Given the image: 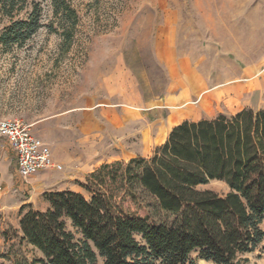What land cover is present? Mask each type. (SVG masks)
<instances>
[{"label":"rangeland","instance_id":"obj_1","mask_svg":"<svg viewBox=\"0 0 264 264\" xmlns=\"http://www.w3.org/2000/svg\"><path fill=\"white\" fill-rule=\"evenodd\" d=\"M64 1L77 17L71 40L61 36L60 19L64 17L55 15L52 0H28L30 6L33 2L41 4L44 27L22 48L13 47L4 52L0 43V122L22 121L53 153L54 146L65 139L72 146L62 153L89 159L87 171H95L111 159L150 158L168 138L166 123L155 122L156 118L147 117V113L139 109L125 107L129 112L127 117L135 119L129 125L134 134L132 138L127 139L124 131L119 139L87 140L80 148L69 129L46 124L37 129L31 125L74 106L92 105L89 99L103 92L95 84H99L104 74L117 68V61H120L122 79L125 78L123 70L128 71L130 79L135 77L136 97L164 98L173 81L159 60L158 41L167 28L176 29L180 54L190 58L211 87L188 95L184 108L193 110L186 112L185 109L186 116L197 120L264 106V0ZM30 6L16 19H25ZM10 25L11 19L0 10V36ZM245 68L256 69V72L238 82L234 69L241 72ZM187 82L183 76L177 81L182 94ZM238 85L244 88L237 89ZM233 87L239 91L227 92ZM130 91L127 94L134 99ZM205 94L215 99L211 100L208 112L194 116L199 114L196 111ZM175 108L172 110H177ZM163 116L167 118V114ZM97 129L106 132L105 126ZM81 169L80 165L73 167L70 178L64 177L65 172L46 170L43 173L54 174L49 187L39 192L19 191L13 181L22 185L24 181L17 172L15 153L8 141L0 137V263L5 262L2 255L9 254L11 243L17 244L15 241L4 243L1 233L19 228L22 207L45 211L48 204L43 195L53 191L70 190L88 198L81 187L88 175L77 177ZM206 189L219 194L227 192L222 183H211ZM14 250L21 260L31 261L39 256L26 244L20 247L17 244ZM192 259L196 264H212L197 260L196 255ZM248 259L247 264H264V244Z\"/></svg>","mask_w":264,"mask_h":264},{"label":"trees","instance_id":"obj_2","mask_svg":"<svg viewBox=\"0 0 264 264\" xmlns=\"http://www.w3.org/2000/svg\"><path fill=\"white\" fill-rule=\"evenodd\" d=\"M28 0H0L11 19L0 43L22 48L43 27V10ZM61 36L71 40L76 12L52 0ZM53 28V27H51ZM57 32V30H55ZM222 183L227 192L206 189ZM81 193H44L45 211L22 207L19 228L4 243L32 247L21 260L11 243L0 264H247L264 244V106L185 120L150 158L101 165ZM9 261V262H8Z\"/></svg>","mask_w":264,"mask_h":264},{"label":"crops","instance_id":"obj_3","mask_svg":"<svg viewBox=\"0 0 264 264\" xmlns=\"http://www.w3.org/2000/svg\"><path fill=\"white\" fill-rule=\"evenodd\" d=\"M177 44L178 42L176 29L173 27L170 29H165L158 41L159 60L165 66L173 82L168 87V94L164 98L157 97L149 99L145 98L143 95H139L136 97L135 77L131 76L132 78L130 79L128 71L126 72V70H123V72L125 73L123 74V77L125 78L122 79V75L120 72V61H117V68L115 70L107 72V74H104L99 84H95L98 85V87L102 88L103 92L102 95L94 94L89 99L91 102H93L92 105L86 107L74 106L71 109L64 110L60 113L52 114L50 117H48V119L34 123L31 126L33 128L36 127L37 129H41L46 124L48 126L56 125L63 129H69V131H72V133L70 132V134L75 136L73 140L76 141L77 145L80 148L82 142L87 140L94 141L98 138L100 140H114V138L119 139L121 135H124V131L128 134L126 137L127 139L132 138L134 134L130 132L129 125L133 124L135 122V119L127 117L129 112L125 109V107L139 109L142 112H146L147 117L156 118L157 120H155V122L161 121L166 123L165 127L167 129V136L169 135L172 128L179 125L185 120L200 121L202 119H212L216 117L218 114L221 113H218L214 117L200 118L197 120H192L189 118V115H185V113L189 110H193V108L191 107L184 108V103L185 101H187L188 95L190 93L194 95V92L197 91H203L206 89L210 90L211 87L209 86V81L205 77L203 78L199 74L198 69H196L195 66L192 65L190 58H187L180 54V51L177 48ZM160 55H162L163 57ZM234 70V73L237 75L236 80L238 82L245 81L247 79L245 76L253 75L256 72V69L251 68H245L241 72L239 69ZM226 75L229 77L233 76L232 73H226ZM182 76L186 79V81H188L187 87H185L184 89V94L178 91L177 85L178 79ZM199 78L201 79V81L199 80ZM236 87H238L237 89L244 88L240 85ZM130 89L132 90L130 91ZM129 91L133 93L134 99L130 98L129 94H127ZM234 91L238 92L239 90H235L234 87L227 90V92L229 93ZM123 93H126V95ZM205 95L207 96L204 97L203 102L199 104L200 107L196 111V113L199 112V114H195L194 116H198L202 112H208V108L209 106H211V100L215 99V97H211L208 94ZM148 105H153V107L149 108L147 107ZM173 107H177L175 108L177 110H172ZM185 109H187V111ZM164 114H167L166 119L163 116ZM99 126H105L106 132H103V130H98L97 127ZM120 126L123 127V129H120ZM61 133L64 134L65 131L62 130ZM57 136H59V134ZM40 137L44 138L43 135H40ZM64 140L65 139H61V141L63 142L57 143V145L54 146V153L51 147L46 143L52 152V156L55 163L62 167V172L60 173L65 172L64 177L70 178L72 176L71 169L76 165H80L82 168L77 173V177H82L83 174L89 175L93 173L94 170L92 169L91 171H87V167L89 166V159H84L81 155V158H77L73 155L62 153V151H68L69 149H71L72 146ZM134 158L135 156L129 158L125 162ZM114 160L117 159H111L110 161L104 162L101 165L117 162ZM119 160L122 161L121 159ZM52 171L59 172L56 170ZM43 172H40V174L37 175H33L27 180H22L24 181V183L22 182L23 185L20 184L18 181H13L14 185L19 191H23L24 189H32L36 192H39L40 189L44 187H49L48 183H50V181H52V178H54V174Z\"/></svg>","mask_w":264,"mask_h":264},{"label":"built area","instance_id":"obj_4","mask_svg":"<svg viewBox=\"0 0 264 264\" xmlns=\"http://www.w3.org/2000/svg\"><path fill=\"white\" fill-rule=\"evenodd\" d=\"M0 137L6 139L14 151L17 172L22 180L46 170L61 171L62 167L55 163L47 144L35 137L22 121H1Z\"/></svg>","mask_w":264,"mask_h":264}]
</instances>
